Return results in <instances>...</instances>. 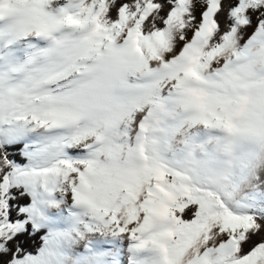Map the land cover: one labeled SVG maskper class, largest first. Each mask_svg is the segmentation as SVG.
Listing matches in <instances>:
<instances>
[{"label":"snow or ice","instance_id":"snow-or-ice-1","mask_svg":"<svg viewBox=\"0 0 264 264\" xmlns=\"http://www.w3.org/2000/svg\"><path fill=\"white\" fill-rule=\"evenodd\" d=\"M0 264H264V0H0Z\"/></svg>","mask_w":264,"mask_h":264}]
</instances>
